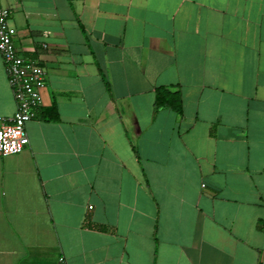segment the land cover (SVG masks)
I'll use <instances>...</instances> for the list:
<instances>
[{
    "label": "crops",
    "instance_id": "0c3cea01",
    "mask_svg": "<svg viewBox=\"0 0 264 264\" xmlns=\"http://www.w3.org/2000/svg\"><path fill=\"white\" fill-rule=\"evenodd\" d=\"M2 4L45 86L0 156V264L264 260V0ZM159 86L181 115L154 111Z\"/></svg>",
    "mask_w": 264,
    "mask_h": 264
},
{
    "label": "built area",
    "instance_id": "2783aa9c",
    "mask_svg": "<svg viewBox=\"0 0 264 264\" xmlns=\"http://www.w3.org/2000/svg\"><path fill=\"white\" fill-rule=\"evenodd\" d=\"M10 10L0 0V56L16 103L13 117L0 122V156L21 153L29 140L25 130L41 106V90L45 86V70L37 60L23 57L14 44L9 26ZM259 264H264V260Z\"/></svg>",
    "mask_w": 264,
    "mask_h": 264
},
{
    "label": "trees",
    "instance_id": "16d2710c",
    "mask_svg": "<svg viewBox=\"0 0 264 264\" xmlns=\"http://www.w3.org/2000/svg\"><path fill=\"white\" fill-rule=\"evenodd\" d=\"M154 111L157 112L160 109L169 108L176 114H182V99L178 89L174 87L159 86L154 89ZM55 112L54 110H51ZM51 117V120L56 121L58 119L56 113Z\"/></svg>",
    "mask_w": 264,
    "mask_h": 264
}]
</instances>
